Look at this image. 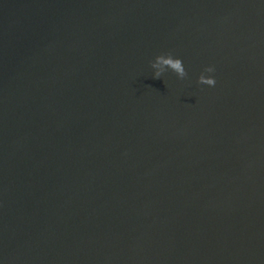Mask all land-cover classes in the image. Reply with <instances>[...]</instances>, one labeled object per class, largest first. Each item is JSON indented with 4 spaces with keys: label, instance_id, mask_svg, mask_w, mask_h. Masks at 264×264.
<instances>
[{
    "label": "water",
    "instance_id": "95a60500",
    "mask_svg": "<svg viewBox=\"0 0 264 264\" xmlns=\"http://www.w3.org/2000/svg\"><path fill=\"white\" fill-rule=\"evenodd\" d=\"M0 262L264 264V0H0Z\"/></svg>",
    "mask_w": 264,
    "mask_h": 264
},
{
    "label": "clouds",
    "instance_id": "9594fccd",
    "mask_svg": "<svg viewBox=\"0 0 264 264\" xmlns=\"http://www.w3.org/2000/svg\"><path fill=\"white\" fill-rule=\"evenodd\" d=\"M150 68L152 69V75L154 78L160 76L161 71L167 67L173 70L179 77H184V64L181 58L177 55H173L171 52H163L154 55L149 61ZM215 71L214 66L206 65L201 72L197 75L196 81L198 84L214 86L216 81L212 73ZM2 264V262H0Z\"/></svg>",
    "mask_w": 264,
    "mask_h": 264
}]
</instances>
